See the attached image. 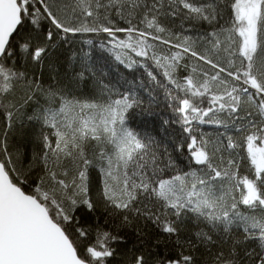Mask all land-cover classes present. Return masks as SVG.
<instances>
[{
    "label": "snow or ice",
    "instance_id": "snow-or-ice-1",
    "mask_svg": "<svg viewBox=\"0 0 264 264\" xmlns=\"http://www.w3.org/2000/svg\"><path fill=\"white\" fill-rule=\"evenodd\" d=\"M0 264H264V0H0Z\"/></svg>",
    "mask_w": 264,
    "mask_h": 264
},
{
    "label": "trees",
    "instance_id": "trees-1",
    "mask_svg": "<svg viewBox=\"0 0 264 264\" xmlns=\"http://www.w3.org/2000/svg\"><path fill=\"white\" fill-rule=\"evenodd\" d=\"M110 63H113L112 61H109ZM101 63H103V61H101ZM108 69H105V71H107ZM112 71H123L122 66L117 67L114 63H113V67H112Z\"/></svg>",
    "mask_w": 264,
    "mask_h": 264
}]
</instances>
